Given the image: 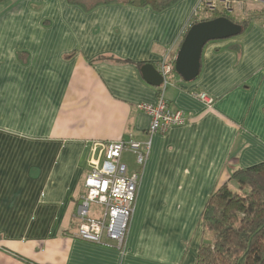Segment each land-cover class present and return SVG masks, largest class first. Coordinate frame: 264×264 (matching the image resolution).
Wrapping results in <instances>:
<instances>
[{
  "label": "crops",
  "instance_id": "crops-1",
  "mask_svg": "<svg viewBox=\"0 0 264 264\" xmlns=\"http://www.w3.org/2000/svg\"><path fill=\"white\" fill-rule=\"evenodd\" d=\"M199 1L159 12L125 1L91 9L66 0L5 5L0 264H196L210 194L235 170L264 162L261 16L239 36L206 44L195 80L171 73L164 100L190 118L148 134L150 119L138 107L155 104L159 87L140 68L158 70L165 55L174 65L190 26L207 18L196 14ZM263 8L238 4L228 15L241 20ZM199 93L210 107L193 96ZM129 140L150 147L141 170L132 152L121 156L128 173L140 170L122 250L105 238L103 245L74 237L90 160Z\"/></svg>",
  "mask_w": 264,
  "mask_h": 264
},
{
  "label": "built area",
  "instance_id": "built-area-1",
  "mask_svg": "<svg viewBox=\"0 0 264 264\" xmlns=\"http://www.w3.org/2000/svg\"><path fill=\"white\" fill-rule=\"evenodd\" d=\"M244 1L264 7V0ZM238 4L240 2L235 0H200L197 9H203V12H230ZM167 60L168 55H165L158 65L162 84L159 86L156 103L140 104L138 107L150 119L149 135L163 133L172 126L184 125L190 118L183 111L169 109L164 100L163 92L170 85L171 75V66ZM193 96L207 107L212 105V99L205 93ZM149 147V142H112L105 146L102 155L90 160V171L83 185L84 193L76 207L77 230L74 237L103 245L106 239L118 250H122L134 209L140 170L148 156ZM124 152L134 154L139 171L128 173L127 167L121 163ZM92 207L97 211V217L92 216Z\"/></svg>",
  "mask_w": 264,
  "mask_h": 264
},
{
  "label": "trees",
  "instance_id": "trees-1",
  "mask_svg": "<svg viewBox=\"0 0 264 264\" xmlns=\"http://www.w3.org/2000/svg\"><path fill=\"white\" fill-rule=\"evenodd\" d=\"M67 1L70 5L85 9L125 1L130 5L148 6L159 12L180 0ZM262 12L264 10L260 13L251 11L241 20L225 12H211L212 16L201 21L225 17L239 24L244 31L251 21L262 16ZM173 66L171 73L177 76ZM200 219L201 242L196 264H264V162L235 170L228 182L212 191Z\"/></svg>",
  "mask_w": 264,
  "mask_h": 264
},
{
  "label": "water",
  "instance_id": "water-1",
  "mask_svg": "<svg viewBox=\"0 0 264 264\" xmlns=\"http://www.w3.org/2000/svg\"><path fill=\"white\" fill-rule=\"evenodd\" d=\"M242 28L225 17L200 21L190 26L174 61V71L185 82L199 75L202 50L209 42L226 40L241 34ZM143 79L151 86L159 87L162 76L151 64L140 68Z\"/></svg>",
  "mask_w": 264,
  "mask_h": 264
},
{
  "label": "rangeland",
  "instance_id": "rangeland-1",
  "mask_svg": "<svg viewBox=\"0 0 264 264\" xmlns=\"http://www.w3.org/2000/svg\"><path fill=\"white\" fill-rule=\"evenodd\" d=\"M12 0H3L2 2H0V18H2L3 17V12L5 11V12H7V10H5L6 8H5V5L6 4H9L10 2H11ZM20 0H13V2H16V3H18ZM22 1V0H21ZM20 1V2H21ZM67 1V0H66ZM180 1H182V0H180ZM235 1H239L240 2V6H242V5H252L253 7H256L257 9H261V8H263V6L261 5V4H252V3H248L247 1H244V0H235ZM19 2V3H20ZM67 4L68 5H70V3H68V1H67ZM10 6H12V5H10ZM4 9V10H3ZM3 10V11H2ZM263 10H264V8H263ZM262 11V10H261ZM203 12V9H197V7H196V14H200L201 15V13ZM260 13V12H259ZM215 14H217V13H215ZM5 15V14H4ZM263 15H264V12H263ZM210 16H212V13L211 12H206V17L208 18V17H210ZM240 17H243V16H240ZM257 24H260V25H264V16H261V20L257 23ZM92 209H94L93 207H92Z\"/></svg>",
  "mask_w": 264,
  "mask_h": 264
},
{
  "label": "flooded vegetation",
  "instance_id": "flooded-vegetation-1",
  "mask_svg": "<svg viewBox=\"0 0 264 264\" xmlns=\"http://www.w3.org/2000/svg\"><path fill=\"white\" fill-rule=\"evenodd\" d=\"M225 13L228 15L229 12H225Z\"/></svg>",
  "mask_w": 264,
  "mask_h": 264
}]
</instances>
